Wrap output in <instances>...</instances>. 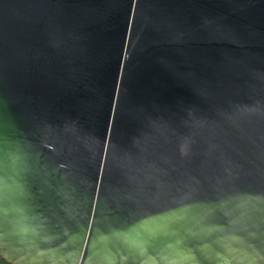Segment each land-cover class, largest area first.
Segmentation results:
<instances>
[{
  "label": "water",
  "instance_id": "95a60500",
  "mask_svg": "<svg viewBox=\"0 0 264 264\" xmlns=\"http://www.w3.org/2000/svg\"><path fill=\"white\" fill-rule=\"evenodd\" d=\"M0 260L264 264V0H0Z\"/></svg>",
  "mask_w": 264,
  "mask_h": 264
},
{
  "label": "trees",
  "instance_id": "16d2710c",
  "mask_svg": "<svg viewBox=\"0 0 264 264\" xmlns=\"http://www.w3.org/2000/svg\"><path fill=\"white\" fill-rule=\"evenodd\" d=\"M0 264H5L3 261L0 260Z\"/></svg>",
  "mask_w": 264,
  "mask_h": 264
}]
</instances>
